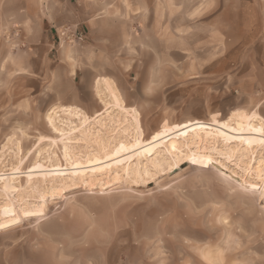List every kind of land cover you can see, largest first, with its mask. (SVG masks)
<instances>
[{
    "label": "rangeland",
    "instance_id": "obj_1",
    "mask_svg": "<svg viewBox=\"0 0 264 264\" xmlns=\"http://www.w3.org/2000/svg\"><path fill=\"white\" fill-rule=\"evenodd\" d=\"M176 19L174 54L166 23L155 54L112 30L111 80L81 79L79 26L48 46L41 0H0V264H264V54Z\"/></svg>",
    "mask_w": 264,
    "mask_h": 264
},
{
    "label": "crops",
    "instance_id": "obj_2",
    "mask_svg": "<svg viewBox=\"0 0 264 264\" xmlns=\"http://www.w3.org/2000/svg\"><path fill=\"white\" fill-rule=\"evenodd\" d=\"M41 15L48 46L54 44L55 31L64 26H79L85 32L86 41L77 48L81 64L77 73L81 79L87 76L83 71H87L94 72L95 79L111 80L112 30H118L122 41L136 44L134 53L155 54L159 53L161 26L166 23L167 53L174 54L177 15L183 16L184 28L193 32V38H202L203 19L211 16L209 23L215 38L233 40L244 54H264V50H255L256 40H264V0H41ZM114 21L119 22L117 28L110 24ZM258 46L264 49V42ZM101 85L109 92L113 89L105 82ZM74 102L90 113H104L95 97L88 108Z\"/></svg>",
    "mask_w": 264,
    "mask_h": 264
},
{
    "label": "bare ground",
    "instance_id": "obj_3",
    "mask_svg": "<svg viewBox=\"0 0 264 264\" xmlns=\"http://www.w3.org/2000/svg\"><path fill=\"white\" fill-rule=\"evenodd\" d=\"M106 90H108V89H106ZM100 92H99V96H100ZM111 94L113 95V92H111ZM114 101H115V99H114ZM101 102L103 103V107L105 108V112L107 111V110H109V108H106L107 107V103H105V102H103L102 100H101ZM118 106V105H117ZM119 107L122 109V106H120L119 105ZM55 109V108H54ZM53 109V110H54ZM68 112H73L72 114L74 115V116H76V117H78L79 118V121L81 122V124L82 123H86L87 124V122H88V120L90 119L89 117H87V116H85V115H83V113L80 111V110H78V109H69V110H67ZM97 116H99V114H97ZM58 117V116H57ZM134 118V121H135V124H136V128H135V131H136V135H137V140H140L139 141V144L140 145H135V150L136 151H139V153H138V156L139 157H144L145 156V154H149V153H151V150H148L147 148H146V145L145 144H143V142L141 141V137H142V134H141V130H140V128L138 127V123H137V119H136V116L135 117H133ZM249 118V117H248ZM251 118H254V119H256V115H254V116H252ZM259 119V118H258ZM245 121H246V119H245ZM251 121V120H250ZM247 122V121H246ZM249 122V121H248ZM252 122V121H251ZM253 122H254V120H253ZM259 122V121H258ZM50 123V122H49ZM48 123V124H49ZM245 123V122H244ZM250 123V122H249ZM255 123V122H254ZM253 124V123H252ZM251 124V125H252ZM91 125V124H90ZM203 125L201 124V127H202ZM210 126V125H209ZM247 126H249V124L247 123ZM258 126V125H257ZM263 126V125H262ZM51 127V126H50ZM189 127H191V126H189ZM197 127H199V126H197ZM206 127V126H205ZM208 127V126H207ZM194 127H191V129H193ZM187 129H190V128H187ZM245 129V128H244ZM247 129V128H246ZM257 129V132H261L262 131V127H261V125L259 124V126L256 128ZM54 130L55 131H57L58 132V129L57 128H55L54 127ZM186 130V129H185ZM200 130H201V128H198L197 129V131L196 132H198L197 134H196V137L197 138H199V133H200ZM248 130H250V128H248ZM248 130H246V131H248ZM243 131H245V130H243ZM186 132H187V130H186ZM185 131L184 132H181V134H180V137H183V135L186 133ZM243 134H244V132H243ZM63 135V134H62ZM239 135H241V134H239ZM257 135H258V133H257ZM263 135V134H262ZM185 137V136H184ZM183 137V138H184ZM255 137H258L259 138V136H255ZM239 141L241 142V143H243L244 142V144H246L245 146H247V148H250L251 150L254 148V140L253 139H251V138H246V139H244L242 136H240L239 137ZM260 142V141H259ZM179 142H178V140L175 138V137H171V138H169V139H167L166 140V142H165V151L169 154V155H175V153L176 152H180V146H179ZM264 145V144H263ZM184 147H185V144H184ZM246 148V147H245ZM246 148V149H247ZM196 150L197 151H207L208 149H207V147H205V146H199V143L197 142L196 143ZM137 153V152H136ZM142 153H144V155H141ZM210 156V155H209ZM262 160V159H261ZM259 164V163H258ZM258 164H257V167H259L258 166ZM256 165V164H255ZM260 165V164H259ZM260 168V167H259ZM258 168V169H259ZM253 170V169H252ZM255 170V169H254ZM260 170V169H259ZM243 178V177H242Z\"/></svg>",
    "mask_w": 264,
    "mask_h": 264
}]
</instances>
